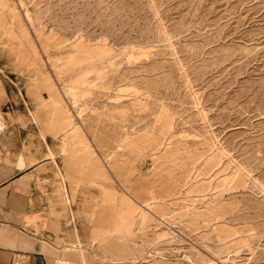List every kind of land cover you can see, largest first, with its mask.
Returning <instances> with one entry per match:
<instances>
[{
	"label": "rangeland",
	"instance_id": "374dc122",
	"mask_svg": "<svg viewBox=\"0 0 264 264\" xmlns=\"http://www.w3.org/2000/svg\"><path fill=\"white\" fill-rule=\"evenodd\" d=\"M0 7L5 68L40 86L61 145L73 133L95 154L100 261L264 264V0Z\"/></svg>",
	"mask_w": 264,
	"mask_h": 264
},
{
	"label": "crops",
	"instance_id": "0c3cea01",
	"mask_svg": "<svg viewBox=\"0 0 264 264\" xmlns=\"http://www.w3.org/2000/svg\"><path fill=\"white\" fill-rule=\"evenodd\" d=\"M1 12L0 7V45L13 47V28ZM4 59L0 50V264H123L131 257L100 261L104 253L93 240L96 228L91 220L104 186L97 180L84 181L85 171L93 172L94 152L73 133H62L60 144L54 135L59 131L51 130L49 111L41 106L40 86L29 76L27 88L21 87L17 61L12 56L11 68L6 69ZM57 100L52 90L46 103ZM64 118L68 127L70 117ZM66 137L76 140L65 142ZM87 164L90 170H82ZM98 174L105 176V170ZM138 221L120 231H144L147 221Z\"/></svg>",
	"mask_w": 264,
	"mask_h": 264
}]
</instances>
